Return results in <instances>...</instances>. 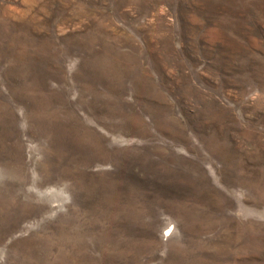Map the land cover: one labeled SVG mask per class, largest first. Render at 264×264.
I'll return each instance as SVG.
<instances>
[{
    "label": "rangeland",
    "instance_id": "1",
    "mask_svg": "<svg viewBox=\"0 0 264 264\" xmlns=\"http://www.w3.org/2000/svg\"><path fill=\"white\" fill-rule=\"evenodd\" d=\"M0 264H264V0H0Z\"/></svg>",
    "mask_w": 264,
    "mask_h": 264
}]
</instances>
